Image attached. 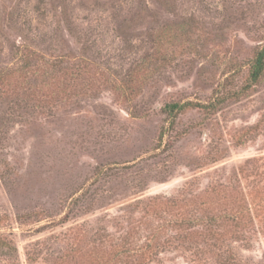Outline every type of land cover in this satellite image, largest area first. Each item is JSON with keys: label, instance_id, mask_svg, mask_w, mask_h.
<instances>
[{"label": "rangeland", "instance_id": "rangeland-1", "mask_svg": "<svg viewBox=\"0 0 264 264\" xmlns=\"http://www.w3.org/2000/svg\"><path fill=\"white\" fill-rule=\"evenodd\" d=\"M184 22L193 31L142 72L162 29ZM263 46L264 0H0V74L14 78L0 83V264H105L114 249L129 264H264V79L229 96ZM26 49L39 67L97 73L62 74L46 101L37 73L16 95ZM132 73L126 92L98 80ZM226 96L180 115L155 149L166 104ZM173 200L213 231L163 229ZM152 232L169 244L149 258Z\"/></svg>", "mask_w": 264, "mask_h": 264}, {"label": "trees", "instance_id": "trees-1", "mask_svg": "<svg viewBox=\"0 0 264 264\" xmlns=\"http://www.w3.org/2000/svg\"><path fill=\"white\" fill-rule=\"evenodd\" d=\"M167 26V25H166ZM195 25H192L188 22H184L177 26H170L165 27L162 29V31H171L169 37L164 36V33L160 35V44L157 45L156 51L152 56H149L146 58V60L143 62V65L141 66L142 72L147 73L148 68L153 65L154 60L157 58H161L160 54L163 53V45L164 47H169L170 44V36L175 35L176 32L174 31H193ZM185 36L184 33L180 34V37ZM164 38V40H163ZM60 63V64H59ZM62 61H54V62H48L44 64L43 66L39 67L36 62H34V57L29 53V51L26 49L23 53L22 57V65L20 68H18L15 72L17 73V76L15 77L16 83L14 84V88L11 89L12 92H15L16 95H23V97H26L25 92H22L23 89V81L22 78H26L27 76H35L37 73H39V78L41 79V88H44V95L41 96V101H46L44 98L52 99L57 98L54 97V93L57 90V85L59 83L60 77L62 74L66 76L67 74H71L73 77L72 79H77L78 81H81L85 83V85H90L92 78L95 77V74L97 73L96 70L92 71L94 67L88 66L87 67H81V66H74L73 68H66L65 72H63V65ZM85 70V71H84ZM13 71V73H14ZM87 74V75H86ZM91 75H94V77H90ZM98 75V74H97ZM96 75V76H97ZM101 76L98 78L100 83L104 85L105 87L113 86L115 88L114 90L116 92H126V90L130 87V82L132 81L131 78L135 76V73H132V75L125 81L120 82L118 85L115 83H112V81L109 79L107 75L100 74ZM245 76V75H244ZM131 79V80H130ZM264 79V46L259 49L256 54L254 55V58L251 59L250 63L248 64V71L245 76V84L243 85L242 89L235 93V95H229V96H235L237 97L240 93H245L249 91L250 89L255 88L258 86V84L261 83V81ZM14 80L12 73H2L0 74V83H9L10 81ZM61 82L59 89H61L63 92L66 90V87L68 84H71V82ZM115 84V85H114ZM84 85V86H85ZM12 86V84L10 85ZM40 94V92L38 93ZM224 93H220V95H223ZM229 96H226V98H218L214 102V100H211L209 102H199V101H173L165 105L163 107V112L166 116L165 123H169L168 127H165L163 125L162 130L160 132V136L158 138V144L155 147L157 149L159 146L163 145V140L165 136L168 133H172V130H175L176 128V120L180 115L187 114L191 112L192 110H199L203 111L205 113H209L213 111L216 107H219V104H222L229 98ZM44 97V98H43ZM37 101H40L38 98ZM171 143V141H170ZM169 205L170 209L169 211H165L164 213L171 216V219H169L166 224L162 226V228H170L171 230H174L177 232L179 237H182L183 235L186 236L190 241L193 240L197 234H205L208 232L213 231L214 220L210 218L208 220V223H202L197 218H189L187 216V211L185 208H182L180 204L176 205V201L172 203H167ZM150 209V208H149ZM243 209V206H242ZM242 212V211H241ZM155 215H159L158 211H155ZM222 223L224 224V221L220 218ZM240 219H238L235 223L236 225H240ZM193 222L195 224H193ZM198 223V225H196ZM196 226H201L202 230L197 231ZM159 229V228H158ZM162 229V230H163ZM153 230V229H152ZM161 230V229H160ZM159 230V231H160ZM156 231V230H155ZM154 231V232H155ZM159 233V232H158ZM148 242L145 243L144 250L149 252V258H151L154 252H156V247L159 248L161 245L169 244V240L161 241L160 245L156 242L155 235H153V232L149 234ZM181 242V241H180ZM5 243L0 238V249L5 247ZM162 247V246H161ZM122 250L114 249L109 251V255L104 259L105 264H129L130 261V254L128 252H120ZM123 254V255H122ZM146 255V254H143ZM101 264V263H99Z\"/></svg>", "mask_w": 264, "mask_h": 264}]
</instances>
